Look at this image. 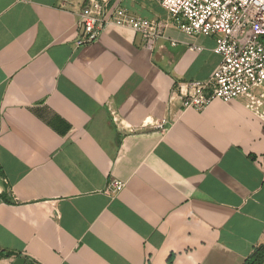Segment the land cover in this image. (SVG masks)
I'll return each instance as SVG.
<instances>
[{
	"label": "crops",
	"instance_id": "crops-1",
	"mask_svg": "<svg viewBox=\"0 0 264 264\" xmlns=\"http://www.w3.org/2000/svg\"><path fill=\"white\" fill-rule=\"evenodd\" d=\"M82 5L0 0V264H243L264 242V86L183 108L214 38L109 23L76 47Z\"/></svg>",
	"mask_w": 264,
	"mask_h": 264
},
{
	"label": "built area",
	"instance_id": "built-area-1",
	"mask_svg": "<svg viewBox=\"0 0 264 264\" xmlns=\"http://www.w3.org/2000/svg\"><path fill=\"white\" fill-rule=\"evenodd\" d=\"M160 4L168 19L149 21L121 6L110 7L106 0H83L79 13L83 30L75 46L96 40L109 23L140 33L152 45L170 25L188 35L212 36L213 52L220 56L208 79L178 84L183 108L200 110L213 99L228 101L264 86V0H160ZM258 113L264 119V104ZM123 186L112 179L106 191L116 195Z\"/></svg>",
	"mask_w": 264,
	"mask_h": 264
},
{
	"label": "trees",
	"instance_id": "trees-1",
	"mask_svg": "<svg viewBox=\"0 0 264 264\" xmlns=\"http://www.w3.org/2000/svg\"><path fill=\"white\" fill-rule=\"evenodd\" d=\"M1 175V171H0ZM8 255V254H4ZM264 263V242L256 246L251 254L244 260L243 264H263Z\"/></svg>",
	"mask_w": 264,
	"mask_h": 264
},
{
	"label": "water",
	"instance_id": "water-1",
	"mask_svg": "<svg viewBox=\"0 0 264 264\" xmlns=\"http://www.w3.org/2000/svg\"><path fill=\"white\" fill-rule=\"evenodd\" d=\"M11 264H35V263L27 261L23 257H18Z\"/></svg>",
	"mask_w": 264,
	"mask_h": 264
}]
</instances>
